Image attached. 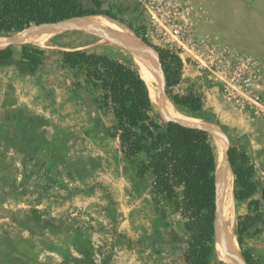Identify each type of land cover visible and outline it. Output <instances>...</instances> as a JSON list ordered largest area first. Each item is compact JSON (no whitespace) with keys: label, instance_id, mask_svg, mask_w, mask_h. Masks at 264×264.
Returning a JSON list of instances; mask_svg holds the SVG:
<instances>
[{"label":"rangeland","instance_id":"obj_1","mask_svg":"<svg viewBox=\"0 0 264 264\" xmlns=\"http://www.w3.org/2000/svg\"><path fill=\"white\" fill-rule=\"evenodd\" d=\"M115 2L121 22L115 21L179 58L178 84L169 91L199 96L201 103L198 112L173 104L182 117L196 121L182 123L217 126L226 150L249 147L264 154V145L255 142L264 140V57L257 55L264 49L257 48L262 33L256 29V0H201L191 33L164 47L151 34H135L137 19ZM16 34L0 35L7 39L0 49L10 48L13 57L11 65L0 66V264H185L184 221L168 209L162 214L164 204L154 202L149 175L137 179L119 153L111 113L99 106L80 74L61 65V56L80 50L135 67L118 51L78 45L70 33L40 45L9 42ZM22 46L43 52L33 73L22 63ZM241 58L259 65L251 92L233 86L230 76ZM152 117L165 122L156 113ZM258 172L261 188L264 169ZM232 222L240 255L246 250L264 264V213L234 201ZM238 224L247 227L241 248ZM212 264L227 263L214 255Z\"/></svg>","mask_w":264,"mask_h":264},{"label":"trees","instance_id":"obj_2","mask_svg":"<svg viewBox=\"0 0 264 264\" xmlns=\"http://www.w3.org/2000/svg\"><path fill=\"white\" fill-rule=\"evenodd\" d=\"M87 16L121 22L111 11L102 9L99 0H0V35ZM140 39L157 54L165 94L171 103L198 112L199 96L178 97L169 91L178 84L179 58L141 36ZM42 54L38 48L22 46L21 60L29 73L40 65ZM12 63L11 49H0V66ZM61 65L80 74L84 87L97 95L99 106L111 113L119 153L137 179L149 175L154 202L164 204L162 214L168 209L184 221L188 236L185 264H210L215 233L216 164L208 132L174 121H156L145 83L130 65L104 54L80 50L64 51ZM225 151L234 176V201H247L249 209L258 211L259 200L252 198L258 193L264 202V187L260 188L255 180L253 166L243 151L233 147ZM237 227V244L241 248V236L247 227ZM241 256L245 264H258L246 250L241 251Z\"/></svg>","mask_w":264,"mask_h":264},{"label":"bare ground","instance_id":"obj_3","mask_svg":"<svg viewBox=\"0 0 264 264\" xmlns=\"http://www.w3.org/2000/svg\"><path fill=\"white\" fill-rule=\"evenodd\" d=\"M64 33L74 35L76 43L87 47V49L122 53L137 69L138 74L144 81L153 113L158 114L165 121H174L182 125H184L182 122L195 124L196 121L182 117L165 94V82L158 66L157 54L143 44L122 23L101 16L74 18L48 26L24 30L8 41L26 45H40L44 40ZM6 40L0 39V47L6 44ZM184 126L207 131L211 138L215 157V233L213 254L209 262L212 264L215 255L227 264H245L232 239L231 223H233L234 216L233 174L225 151L226 137L223 131L214 125L197 123L196 126L187 124Z\"/></svg>","mask_w":264,"mask_h":264},{"label":"built area","instance_id":"obj_4","mask_svg":"<svg viewBox=\"0 0 264 264\" xmlns=\"http://www.w3.org/2000/svg\"><path fill=\"white\" fill-rule=\"evenodd\" d=\"M99 1L102 9L111 11L113 14L116 12L115 1H120V4H123L122 11L137 19L134 31L155 36V44L160 47L165 46L164 42H179L186 33L190 34L199 13V7L192 0ZM259 71V65L255 61L249 58L239 59L231 70L233 86L237 85L243 91L251 92L260 78Z\"/></svg>","mask_w":264,"mask_h":264},{"label":"crops","instance_id":"obj_5","mask_svg":"<svg viewBox=\"0 0 264 264\" xmlns=\"http://www.w3.org/2000/svg\"><path fill=\"white\" fill-rule=\"evenodd\" d=\"M192 1H193V3L196 4L197 7H199V2H201V0H192ZM262 3H263L262 0H256V6H259V8L257 7L258 8L257 12H258L259 16L261 15L259 20L257 19V21H256V23H257L256 29L257 30L261 29V33H262V38L257 39V37H256V41H258L257 48H261L263 50L264 49V7L262 9V6H264V4H262ZM248 33H249L250 36L253 35V33L250 32V31H248ZM250 41H252V40H250ZM66 51H71V50H66ZM257 55H260V56L262 55L264 57V52L263 51H259V52H257ZM157 59H158V57H157ZM263 61H264V59H263ZM262 63H264V62H262ZM258 141H259V145H261V146L264 145V140L263 139H256L255 140V142H257V144H258ZM262 150L264 151V149H262ZM243 152L246 154L247 158L250 161V164L253 166V168H254V176L257 179L256 181L258 182V175L257 174H261L258 171L260 169H264V154L263 153L258 154V153H255V152L251 153V149L249 147L245 148L243 150ZM250 153L253 155V157L251 156ZM257 196H258V193L255 194L252 199L253 200H259L258 198H255ZM245 202H247V201H245ZM247 204H248V202H247ZM258 211H262L264 213V202H262L261 200H259V209H258Z\"/></svg>","mask_w":264,"mask_h":264}]
</instances>
